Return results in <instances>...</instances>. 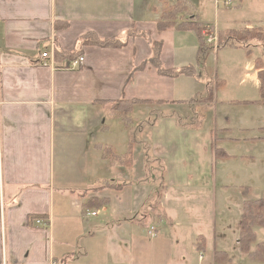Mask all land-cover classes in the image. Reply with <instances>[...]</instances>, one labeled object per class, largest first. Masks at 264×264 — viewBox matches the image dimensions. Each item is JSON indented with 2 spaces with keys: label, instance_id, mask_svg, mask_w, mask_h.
Segmentation results:
<instances>
[{
  "label": "crops",
  "instance_id": "obj_1",
  "mask_svg": "<svg viewBox=\"0 0 264 264\" xmlns=\"http://www.w3.org/2000/svg\"><path fill=\"white\" fill-rule=\"evenodd\" d=\"M176 1L0 0V264H171L167 244L153 247L164 257H159V262L153 258L145 261L143 244L136 243L133 251L128 246L122 249L127 233L139 228L133 218L117 222L109 231V226H102L104 230L91 232L85 220L90 221L97 213L93 215V207L85 204L90 198L107 199L100 208L107 215L122 217L128 209L140 206L136 196L126 192L133 183H121L128 165L104 158L97 148L103 144L118 155L127 152L129 132L117 108L123 100L156 101L137 103L132 112L153 113L161 111L155 109L157 105L169 107L170 111H161L152 127L167 124L163 157L171 159L172 174L178 178L166 176L165 181L174 189L186 185L192 191L197 181L214 172V164L219 162L213 149V144H218L216 132L226 133L219 140H238L229 136L233 132L228 127H216L211 132L191 130L189 127H198L201 117L195 114L198 122H189L193 116L178 108L185 103L177 100H194L198 93L190 98L187 95H191V87L198 89L202 78L165 76L150 62L157 51L166 69L192 66L199 70L193 66L198 58L196 33L175 27L158 29L163 10ZM188 1L195 13L186 19L196 16L204 36L256 26L264 30V0H233L237 8L234 20L252 24L239 29L208 20L212 11L218 18L219 0ZM222 19L225 23L230 18ZM86 35L100 40L121 38L125 44L102 47L82 42ZM53 44L58 52L52 55ZM225 48L229 46L217 52ZM43 52H51L54 66L40 64ZM70 54L84 56L80 69L65 68ZM185 126L188 128L183 130ZM187 133L189 138H184ZM195 136L201 139L195 140ZM187 146L195 152L193 170L185 165ZM143 210L153 215L151 226L157 225L156 236L167 231L155 220V208ZM38 219L44 224H37ZM98 235L115 262L106 260L107 248L100 244L91 247ZM191 238L189 257H182L183 263L220 264L219 260H224L223 255L219 259L215 256L216 251L226 252L217 249L215 241L207 257L196 250L195 245L203 241L199 234L194 232ZM96 255H103L104 262H92ZM129 259L131 262H126Z\"/></svg>",
  "mask_w": 264,
  "mask_h": 264
},
{
  "label": "rangeland",
  "instance_id": "obj_2",
  "mask_svg": "<svg viewBox=\"0 0 264 264\" xmlns=\"http://www.w3.org/2000/svg\"><path fill=\"white\" fill-rule=\"evenodd\" d=\"M219 2L218 18L212 11L211 14H207L209 21L219 22L220 25L227 28L239 29L252 25L240 18L234 20V13L237 9L234 1L229 7L225 6L224 0H219ZM222 17H229L230 19L222 23ZM245 29L256 30L257 32L264 31L259 26ZM251 42L252 45H250ZM219 43L220 45L224 44L220 40ZM247 43H242L245 44L241 48L242 50L229 46V48L219 52L214 50L212 45L207 44L211 50L206 53L203 59L198 57L193 65L199 66L198 71L194 69L193 76L198 75L202 81L199 82L197 90L191 87V95H187V98H190L194 93H198L197 97L191 102H186L187 100L184 99L186 97L177 100L179 104L185 103L178 108H185L188 115L193 116L189 122H198V118L194 117L195 114H199L201 117L198 127H189L191 130L211 132L216 127L230 128L233 133L229 136L238 140L220 139L218 145L220 143L219 146L223 147L232 157L228 154L226 157H218V166L214 164V172L208 178L204 176L201 181H197L192 191H189L190 188L186 185L174 189L170 187L171 184L168 185V180L165 181L166 176L170 178L172 175L173 179L178 178L172 174L171 159L163 157L164 150L162 149L166 148L163 135L167 130V124L160 122L156 123L154 128L152 127L157 119L158 111L153 113L145 110L143 112H131L130 116L133 123L129 128H125L135 132L140 123H144V126L136 134V139H133L135 142L132 148V167L124 164L129 168L127 174L123 171L121 183H133L126 192L136 196L140 206L138 209H128L125 217L107 215L101 208L93 207L90 212L97 213V216H91L90 221L85 220L91 232L104 230L102 226H109L110 228L106 229L109 231L111 227L117 225V222L123 221L125 218H133L136 222L145 221L148 226L138 223L139 228L136 229V232L129 231L127 233L128 240L122 244V249L124 250L125 246H128V249L133 251L136 243L143 244L145 261L153 258V262H159V257H164L160 255L159 249L154 251L153 247L167 244L170 246L171 264H185L181 258L189 257L191 235L196 232L199 234L200 241L203 238L202 246L207 257L213 252L214 241L217 249L226 251L228 259L219 260L220 264H264V260L261 262L260 259L251 258L237 244L244 199L246 197L250 199L259 198L264 191V104L244 103V101L260 98L258 71L260 66L264 68V42L254 39ZM248 48L252 50L249 54L246 53ZM181 90L184 88L181 87ZM155 109L170 111L169 107L165 105H157ZM178 112L180 111L178 110ZM181 119L185 120L183 117ZM187 128L188 126H185L183 130ZM225 136V132L223 135L216 132L217 138ZM184 138H189L188 133ZM199 139H201L200 136H195V140ZM195 159L193 147L187 146L185 165L191 170L195 169ZM216 167H218L217 170H215ZM195 177L196 173L194 179ZM129 194L122 193L121 195ZM142 205H145L144 208L156 209L155 213L158 217L155 220L161 221V229L167 230L165 233L158 232L157 236L151 237L149 231L151 230L153 215L144 214V208L139 213ZM93 226L97 227L93 228ZM156 226L154 225L155 228ZM256 232V241L263 240L264 228L257 227ZM133 234L138 237H133ZM99 238L101 237L98 235L96 240L90 243L91 247L96 245L98 248L100 244L104 249H108L105 240L98 241ZM71 246L77 245L71 244ZM118 250H120L119 245ZM78 251L82 250L79 249ZM109 257L106 259L108 262H115L111 254ZM93 261L104 262V256L96 255ZM126 262L131 261L129 259Z\"/></svg>",
  "mask_w": 264,
  "mask_h": 264
},
{
  "label": "trees",
  "instance_id": "obj_3",
  "mask_svg": "<svg viewBox=\"0 0 264 264\" xmlns=\"http://www.w3.org/2000/svg\"><path fill=\"white\" fill-rule=\"evenodd\" d=\"M195 13L194 6L188 0H177L174 5H171L163 10L160 20L158 21V29L160 31L167 30L170 28H177L179 30H193L199 40V48L197 55L199 58H204L206 53L209 52L211 47L207 46L205 36L203 34V26L196 19V16L190 17V19H186L188 16H192ZM180 19L182 21H180ZM218 37L220 42L224 43V45L231 46L234 48H243L244 45L242 43H247L249 41L259 40L264 42V31L257 32L256 30H226L218 33ZM82 42L93 43L102 47H111V48H120L125 43V41L121 40V38H112L108 40H100L91 35H86L82 38ZM248 44V43H247ZM55 52H58L55 50ZM246 53L249 54V49L246 50ZM70 59H74L75 54L69 55ZM150 62L156 67L157 71L165 76L177 77L180 75H193L194 69L192 66L183 67L181 69H166L164 68L160 61L158 52L155 51L154 56L150 59ZM260 66V65H259ZM193 69V70H192ZM258 76L260 79V98L253 101H244V103L248 104H264V68L262 66L259 67ZM131 78V77H130ZM160 102V101H159ZM137 103L141 104H153L156 101L153 100H123L120 103H117V108L119 113L121 114L122 120L124 122V126L129 128L133 123V119L130 116L132 112L133 106ZM163 113L158 111L157 115L160 116ZM196 117V115H194ZM144 123H140L138 127H136V131L132 132L130 129L129 132V143L128 150L124 155H118L114 153L111 146L98 144L97 148L102 150V156L104 158H109L112 162H120L122 164L131 166L132 164V148L133 143L136 139V134L139 132L140 128H143ZM219 141V138H216V143ZM213 149L215 151V155L217 157H226L227 153L224 151L223 147H220L218 144H213ZM106 187V186H105ZM107 204V199H96L90 198L88 202L85 204V207H102ZM144 214L146 211H143ZM146 217V216H145ZM139 224L144 226H148L145 221H138ZM256 227L264 228V191L259 198L250 199L246 197L243 201L242 214L240 219V235L238 237L240 248L249 254V256L253 259L264 260V241L262 243L257 244L254 247V243L257 239V232L255 231ZM203 239V238H202ZM196 250L203 253L202 242L197 243L195 245ZM224 256V260L228 259V254L224 251H216V258H220V256Z\"/></svg>",
  "mask_w": 264,
  "mask_h": 264
},
{
  "label": "built area",
  "instance_id": "obj_4",
  "mask_svg": "<svg viewBox=\"0 0 264 264\" xmlns=\"http://www.w3.org/2000/svg\"><path fill=\"white\" fill-rule=\"evenodd\" d=\"M224 4L225 6L229 7L233 4V0H224ZM206 39V43L212 45V47L214 48V50H218L220 47H222L223 45H220L219 43V37H218V33L217 32H210L205 36ZM52 55L54 54L56 48H55V44L52 45ZM51 52H43L41 54V57L44 59L43 61L40 62V64H42L43 66H54L55 62L53 57L50 54ZM84 65V56L83 55H79L76 58L72 59L66 66L65 68L68 69H80L82 66ZM93 215H95L96 213L93 212ZM37 224H44L43 220L38 219L36 221ZM150 235L151 237L156 236V228L154 226L150 227Z\"/></svg>",
  "mask_w": 264,
  "mask_h": 264
}]
</instances>
